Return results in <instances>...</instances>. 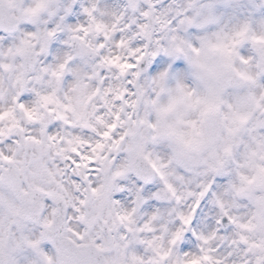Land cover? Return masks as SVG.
I'll return each mask as SVG.
<instances>
[{
  "label": "rangeland",
  "instance_id": "rangeland-1",
  "mask_svg": "<svg viewBox=\"0 0 264 264\" xmlns=\"http://www.w3.org/2000/svg\"><path fill=\"white\" fill-rule=\"evenodd\" d=\"M0 2L23 21L0 34V157L25 190L66 198L75 242L111 249L110 264H227L238 248L264 264V0ZM140 154L157 169L148 186L130 169ZM19 208L0 183V253L12 239L10 264H59Z\"/></svg>",
  "mask_w": 264,
  "mask_h": 264
},
{
  "label": "water",
  "instance_id": "water-1",
  "mask_svg": "<svg viewBox=\"0 0 264 264\" xmlns=\"http://www.w3.org/2000/svg\"><path fill=\"white\" fill-rule=\"evenodd\" d=\"M133 10H137L140 6L141 0H127ZM21 21L10 15V9L4 3H0V32L17 33L20 29ZM76 49L78 48V40L74 39L72 44ZM25 64L24 71L26 74H32L37 66L38 58L35 53L26 52L24 54ZM205 77V75H204ZM238 76L233 75L228 79L229 84H236ZM179 156L188 161L192 160L189 152L180 151ZM8 164L10 169L2 176L1 181L7 185L14 193L21 204L18 216L24 221L35 222L40 226V220L45 212V206L39 202L40 196H48L54 204L57 205L56 219L49 225L44 226L45 238L49 241H54L58 238L60 244L59 262L60 264H109L105 258L107 251H103L95 244H75L74 241L65 237L67 228L68 210L65 201L62 197L51 196L48 192L41 188L31 189L29 191L23 190V183L26 181V176L23 173L17 172L12 163L8 160L0 159L1 164ZM131 168L135 176L145 184H151L154 180V172L151 169L148 161L138 156ZM221 223L225 228H229L234 224V221L229 216H224ZM104 229L107 235H111L112 231L104 224ZM0 264H8L7 256L0 253ZM159 264H164L159 262Z\"/></svg>",
  "mask_w": 264,
  "mask_h": 264
},
{
  "label": "bare ground",
  "instance_id": "bare-ground-1",
  "mask_svg": "<svg viewBox=\"0 0 264 264\" xmlns=\"http://www.w3.org/2000/svg\"><path fill=\"white\" fill-rule=\"evenodd\" d=\"M79 14L75 15V18H78ZM253 128H255V126L253 125ZM255 135L254 138H256L257 133L259 132V130L254 131ZM193 206V205H192ZM207 238L208 239H214L212 236L211 231H207ZM199 238L200 235L198 234V242H199ZM229 243L231 244V241L229 240ZM190 250H194L193 246H189ZM236 257H233L232 260H229L227 262V264H252V262H248L247 260H245V257L243 256V250L238 248V252L235 254ZM212 263H214L213 258H212Z\"/></svg>",
  "mask_w": 264,
  "mask_h": 264
},
{
  "label": "flooded vegetation",
  "instance_id": "flooded-vegetation-1",
  "mask_svg": "<svg viewBox=\"0 0 264 264\" xmlns=\"http://www.w3.org/2000/svg\"><path fill=\"white\" fill-rule=\"evenodd\" d=\"M15 243H13L11 246H12V249L14 250V251H16V250H18V247H15Z\"/></svg>",
  "mask_w": 264,
  "mask_h": 264
}]
</instances>
